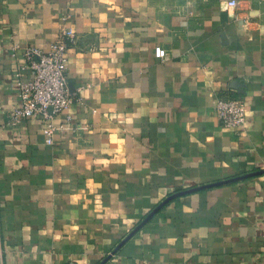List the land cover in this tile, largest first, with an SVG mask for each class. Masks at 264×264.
<instances>
[{
	"label": "crops",
	"instance_id": "crops-1",
	"mask_svg": "<svg viewBox=\"0 0 264 264\" xmlns=\"http://www.w3.org/2000/svg\"><path fill=\"white\" fill-rule=\"evenodd\" d=\"M66 14L73 103L48 146L5 123L22 49ZM0 264H264V0H0Z\"/></svg>",
	"mask_w": 264,
	"mask_h": 264
},
{
	"label": "built area",
	"instance_id": "built-area-1",
	"mask_svg": "<svg viewBox=\"0 0 264 264\" xmlns=\"http://www.w3.org/2000/svg\"><path fill=\"white\" fill-rule=\"evenodd\" d=\"M236 2H228L225 7L234 9ZM70 14H66L62 21L64 26L60 29L56 39L44 52L35 48L22 49L24 65L16 74L19 87V106L7 117L6 126L16 127L23 120L37 119L43 125L45 144L52 145L56 127L54 118L66 110L72 103L73 97L69 95L66 83V55L69 48L75 46L77 36L69 27ZM20 49L14 44L12 51ZM165 50L154 48L156 59L165 57ZM28 70L30 78L21 79V72ZM215 114L219 125L234 132H240L245 125V106L241 98H218L215 103Z\"/></svg>",
	"mask_w": 264,
	"mask_h": 264
},
{
	"label": "water",
	"instance_id": "water-1",
	"mask_svg": "<svg viewBox=\"0 0 264 264\" xmlns=\"http://www.w3.org/2000/svg\"><path fill=\"white\" fill-rule=\"evenodd\" d=\"M261 173H263V172H259V173H255V174H250V175H248V176H245V177H250V176H253V175H257V174H261ZM242 178H244V177H242ZM242 178H237V179H235V180H238V179H242ZM230 181H234V180H230ZM229 181H227V182H221V183H216V184H213V185H210V186H206V187H212V186H217V185H221V184H224V183H228ZM200 189H202V188H198V189H195V190H191V191H189V192H193V191H197V190H200ZM184 193H188V192H184ZM178 195H182V194H177V196ZM162 205H160L158 208H156L143 222H142V224H144L160 207H161ZM141 224V225H142ZM135 231H137V229H135L133 232H132V234H134L135 233ZM132 234H130V236L129 237H127L120 245H122L127 239H129L130 237H131V235Z\"/></svg>",
	"mask_w": 264,
	"mask_h": 264
}]
</instances>
